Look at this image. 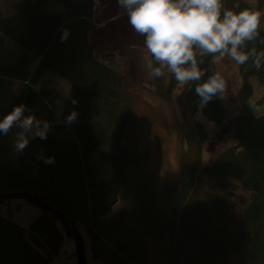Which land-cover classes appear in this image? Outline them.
<instances>
[{
	"label": "trees",
	"instance_id": "16d2710c",
	"mask_svg": "<svg viewBox=\"0 0 264 264\" xmlns=\"http://www.w3.org/2000/svg\"><path fill=\"white\" fill-rule=\"evenodd\" d=\"M50 1L62 10L46 11ZM235 5L264 13V0L256 5L224 0V8ZM96 9V0H24L10 16L0 10V34L29 51L13 63L0 61V119L24 104L25 114L55 121L66 98L57 89L37 88L47 71L74 88L55 125L57 132L71 129L73 137L48 132L46 139L30 137L24 151L17 152L16 129L0 134V194L43 195L75 229L86 226L92 256L102 264H229L236 257L239 264H264V113L256 114L264 95L253 102L251 82L256 78L264 87V62L259 70L251 59L237 64L242 79L241 107L233 119L237 142L210 164L203 155L206 124L196 116L201 113L216 127L224 126L230 114L225 91L201 104L195 83L181 85L170 72L168 84L164 75L153 76L155 95L174 102L183 119L192 121V155L180 146V176L171 181L143 165L133 82L97 53L91 39ZM263 22L264 15L258 38L246 49L264 51ZM216 57H197L203 61L202 80L218 73ZM15 81L23 82L19 92L13 90ZM73 110L78 116L69 124L66 117ZM97 150L113 163L114 174L105 181L98 180L92 163ZM48 157L54 162L46 163ZM235 181L250 194L244 209L236 210ZM129 195L134 206L108 216ZM10 201H0V209L9 206L6 214L0 212V264H52L65 236L61 222L41 209L26 228L15 222Z\"/></svg>",
	"mask_w": 264,
	"mask_h": 264
},
{
	"label": "rangeland",
	"instance_id": "374dc122",
	"mask_svg": "<svg viewBox=\"0 0 264 264\" xmlns=\"http://www.w3.org/2000/svg\"><path fill=\"white\" fill-rule=\"evenodd\" d=\"M22 1L24 0H0V10L4 16H10L15 12L14 6ZM245 1L250 5H256V0ZM96 5V28L92 32L91 39L97 53L106 62L121 69L133 82L134 120L143 165L149 172L162 174L167 179L175 181L181 172L180 146L183 145L186 151H190V154L193 150L192 121L183 119L174 102L163 100L153 92V76L147 67L151 57L145 47V38L131 27L126 13L119 7L117 0H96ZM44 8L46 11L62 10L60 4L52 1L48 2ZM25 53H29V51L0 34L1 62L13 63L19 55ZM215 65L224 81V91L230 114L221 128L216 127L201 113L196 116V119L205 122L209 136L203 145L205 164H210L218 152L237 142L233 119L241 107L239 89L242 79L237 63L225 56L222 59L216 57ZM164 76L166 84H168L169 71L167 69H164ZM251 82L254 85L253 102H255L264 95V87L256 78H253ZM22 86L23 82L15 81L14 92H19ZM37 88H54L63 93L66 101L58 107L56 119L50 123L48 132H55L61 137H73V131L69 128L59 132L55 130L56 123L73 97L74 88L71 83L60 75L47 71ZM263 113L264 105L256 110L257 115ZM92 163L96 166L99 181H105L113 176L111 157L105 156L104 151L97 150L92 157ZM232 189L235 191L236 210L244 209L249 204L250 194L241 187L238 181H235ZM134 204L133 195L124 196L112 208L108 216L121 209H129ZM10 206L15 222L26 228L42 214L41 208L28 200L13 199L10 201ZM79 231L84 240L88 263L102 264L92 256L90 237L86 226L80 225ZM74 243V240L65 234L60 252L52 264H78L77 255L65 257V253L71 249ZM229 264H239L238 258L232 259Z\"/></svg>",
	"mask_w": 264,
	"mask_h": 264
},
{
	"label": "clouds",
	"instance_id": "9594fccd",
	"mask_svg": "<svg viewBox=\"0 0 264 264\" xmlns=\"http://www.w3.org/2000/svg\"><path fill=\"white\" fill-rule=\"evenodd\" d=\"M134 31L145 38V47L151 59L147 67L151 75L160 77L167 69L184 86L195 83V92L201 104H206L225 85L219 73L202 80V60L198 56L230 57L243 65L250 59L259 70L264 62V51L246 49L248 42L258 38L261 17L256 8H224V0H117ZM239 9V10H236ZM264 43V40L261 41ZM155 63V67L153 64ZM75 105L76 99L72 100ZM24 104L16 105L0 119V134L7 135L14 128V147L23 152L30 137L46 139L48 121L33 114H25ZM78 113L73 110L66 117L71 124ZM46 163H53L48 157Z\"/></svg>",
	"mask_w": 264,
	"mask_h": 264
},
{
	"label": "water",
	"instance_id": "95a60500",
	"mask_svg": "<svg viewBox=\"0 0 264 264\" xmlns=\"http://www.w3.org/2000/svg\"><path fill=\"white\" fill-rule=\"evenodd\" d=\"M13 199H24L30 201L33 205L40 207L48 212H51L53 215L57 217V219L61 222L65 234L72 238L77 245L78 248V264H89L86 255V248L84 244V240L81 237L80 232L75 229L68 218L54 208L52 205L48 204L43 195L28 193V192H13L9 194H0V201L5 200H13Z\"/></svg>",
	"mask_w": 264,
	"mask_h": 264
},
{
	"label": "built area",
	"instance_id": "2783aa9c",
	"mask_svg": "<svg viewBox=\"0 0 264 264\" xmlns=\"http://www.w3.org/2000/svg\"><path fill=\"white\" fill-rule=\"evenodd\" d=\"M9 210V206H3L1 209H0V212L1 213H4L6 214ZM78 254V248H77V245L76 244H73L71 249L65 253V257H72L74 255H77Z\"/></svg>",
	"mask_w": 264,
	"mask_h": 264
},
{
	"label": "bare ground",
	"instance_id": "6f19581e",
	"mask_svg": "<svg viewBox=\"0 0 264 264\" xmlns=\"http://www.w3.org/2000/svg\"><path fill=\"white\" fill-rule=\"evenodd\" d=\"M68 35V31L66 30L65 32H64V37H66Z\"/></svg>",
	"mask_w": 264,
	"mask_h": 264
}]
</instances>
